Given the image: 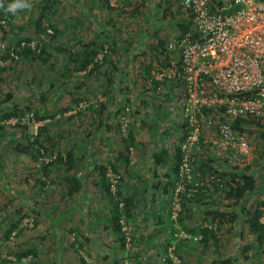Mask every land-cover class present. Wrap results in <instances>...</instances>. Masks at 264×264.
Segmentation results:
<instances>
[{
  "label": "rangeland",
  "instance_id": "obj_1",
  "mask_svg": "<svg viewBox=\"0 0 264 264\" xmlns=\"http://www.w3.org/2000/svg\"><path fill=\"white\" fill-rule=\"evenodd\" d=\"M102 1L103 6L100 5L98 0H28L31 8L19 10L16 14H12L6 9L7 5L13 0H0V3L5 5L4 8H0V14L9 18L7 23H0V32L3 33L1 41L3 44H0V125H3V128H0V233L6 232L5 230L9 227L11 221H20L22 226L29 231H34L36 228L39 214L37 215L36 209L33 208V203L38 196H32L31 200L28 194L29 192L36 194L37 188H34V190L33 188H27V195L22 193L25 191V187H28L29 183L31 184L33 179L36 178V174L44 176V172H46L48 179L51 180L49 188L43 187L44 190H47L46 194L52 192L51 190H58L60 187V179L53 174L58 173L60 168H64L65 163L57 162L50 167L43 168L45 165L37 167L36 153L33 152L32 147L36 145L34 140L40 132L41 126H45L46 130L42 134L40 133L41 135L38 134V140L50 150L48 153L67 156V149L70 146H83V143L79 141L74 143L71 139L75 137L82 139L85 136L86 131L83 121L86 119L84 116L90 110V106L97 109L101 107L100 94L105 91L100 89L99 82L103 70L101 66L104 62L96 61L95 57L93 62H97L100 68L91 73L92 76L89 77L90 71L80 69V63H74L70 52L77 54L76 52L80 49L79 44L85 43L84 38L90 34V24L92 31L96 28L100 32L101 22L108 18V5L114 7L111 5V1L107 0L108 5L104 0ZM217 1L223 2L224 0ZM50 2H55L53 8L46 10V16L42 19L40 26L37 27V18L41 15L43 8L49 5ZM89 10H91L90 14L95 21H89V18H87L86 12H89ZM134 10V8L128 9L123 11L122 14ZM174 10L179 15L176 20L181 22L187 19L185 12L179 5H175ZM51 25L54 31L55 29L58 30L56 37H52V34L47 32L48 27H51ZM117 31L110 28L109 32L104 34L92 32V39L96 41L100 49L103 44L110 45L111 49L106 57L112 56L113 53H119V50L113 49L112 44H126L131 40L136 41V34L134 31L129 30L127 25L120 27L119 32ZM22 39L39 40L44 46L49 44L44 58H39L37 54L21 57L19 60L8 58L6 55L9 54L10 47ZM60 46L62 49L59 48ZM34 55L37 57H34ZM140 62V72L144 74L147 71L145 67L147 61H143L145 65L142 61ZM87 77L92 82L87 81L86 86H83L84 79ZM93 81L98 86L95 104L99 103V105L91 103L92 99L88 96H82L83 92L85 94L84 87H87L90 83L93 85ZM142 81L134 82V85L141 89L146 88L147 85L143 84ZM126 82H123L124 87ZM129 86L131 87H127L133 89L132 84H129ZM75 88L78 89L75 91ZM84 101L88 103L87 108L76 116L74 112L78 109L80 102ZM10 110L24 111L25 113L13 116L9 120L1 119V115ZM35 112L38 113L39 118L47 114L46 119L39 120L35 116ZM27 113H33L34 118L26 123H19L21 117H24ZM131 113L132 109L128 114L129 119ZM237 121L243 122V129L236 127L235 129L242 130L247 135L251 146L250 153L245 155L234 148L223 150L212 141L197 153V160L203 159L206 169L205 174L201 170H196V174L201 179L197 180L204 182L203 190L196 195L200 196L198 199L194 198L195 196L190 198L185 194L183 195L186 205H184L181 198V212L177 220L172 218L174 210V194L172 193L168 213L173 232L171 230L169 242H167L168 240L163 241V238V240H158L161 242L158 243L156 249L148 244L143 245L145 250H153V254L146 258L151 264H168L167 258H173L171 253L180 258V264H264V247H258L259 245L254 241L255 235L247 224L248 215H240L234 222L225 220L220 223L222 212H230L229 214H232L229 215L230 217L239 214L243 208L252 210L258 201L264 199V122L255 118H241L234 121L235 125ZM131 130V126H129L125 133L127 135H123L119 128V134L127 137ZM51 133L54 136L52 141L49 139ZM203 135L212 140L215 138V129H206ZM53 143L56 146H53ZM23 148H28V150H23ZM235 166L238 167L239 171L250 170L257 178L255 191L250 192L239 204H234L233 201L228 199L224 191L217 190V188H215L217 192H213L214 194L210 191L214 188L210 176L212 174L220 176L226 173V176H229L234 171ZM51 171L53 172L52 175L50 174ZM120 173H122L121 170ZM223 179L225 180L224 177ZM38 186L41 187L42 184L40 183ZM110 199L114 206L116 199L112 197ZM192 208L195 209V214H191L193 216L190 218L192 221H189L187 219L188 216H191L190 210L192 211ZM96 212L99 211L96 210ZM101 213V218L107 216L105 209H102L99 215ZM62 214V208L55 211V217H61ZM3 218L10 220L7 221V225L2 222ZM122 219L127 224H124L123 229L119 230L120 237L123 238V235L128 233L131 240L130 243L126 241L125 244H121V249L125 252V255L120 257L119 264H135L136 261L141 264L145 256L142 255L139 258L137 256L140 242L136 239L138 222L134 217L129 218L125 215H122ZM184 221L189 226L198 229L201 226H212L214 232L210 237V243L204 244L200 239V241L184 242L178 238L176 236V233H179L178 230L187 231L182 226ZM62 226L61 229L65 231L61 232L58 229L56 231L58 233H55V235L60 236V238L63 237V239L62 241L61 239L56 240L61 246L64 244L63 246L67 247L68 240L66 237H74L75 235H69L65 225ZM26 240L25 236L20 237L17 229L16 232L10 233L7 239L1 238L0 264H19V260L24 264H33L35 259L33 254L26 255L23 259H19L16 255V252H19L20 249L30 246L26 244ZM53 240L47 238L40 242L41 244L45 243L48 247L50 243L53 244ZM72 242H74V239H72ZM150 244L153 243L150 242ZM141 245L140 242V247ZM71 250L72 252L76 251L75 256L71 259L73 264L81 262L80 258L84 259L83 264H107V257H104L105 251L96 256H87L83 248L74 250L72 247ZM158 250H161V252H158ZM62 252L64 255L61 253L62 258L60 259L66 263V255L68 254Z\"/></svg>",
  "mask_w": 264,
  "mask_h": 264
},
{
  "label": "crops",
  "instance_id": "obj_2",
  "mask_svg": "<svg viewBox=\"0 0 264 264\" xmlns=\"http://www.w3.org/2000/svg\"><path fill=\"white\" fill-rule=\"evenodd\" d=\"M98 1L103 6V1ZM118 1V7H108V18L101 22L100 32L96 28L92 31L90 24V34L84 38V44H79L80 51L86 46L91 52L98 46L94 44L92 32L104 34L108 33L110 28L119 32L120 27L126 25L136 34V41L112 44L113 49L119 50V53H113L103 61L99 86L105 91L106 101L99 109L90 106L83 121L85 136L82 139H71L74 143H83V146H70L67 149L72 156V162L64 165L65 167L60 168L56 174L50 172L60 179L59 189L46 194L47 190H44L43 186L39 187L40 182L33 179L22 192L27 195V188H37L36 194H28L31 200L32 196H38L33 203V208L36 209L37 215L39 214L34 231L24 228L20 221H11L6 232L0 233V239H7L10 233L16 232L17 229L21 238L25 236V242L30 246L20 249L16 255L23 259L26 255L33 254V264H73L71 259L76 251L72 252V247L74 250L83 248L87 256H96L105 251L107 264H119V259L125 252L121 249L122 239L116 227L111 197L105 190L104 168L108 164H113L121 170L124 176L122 191L132 198V217L138 222L136 239L142 243L141 247L140 242L138 244L137 256H145L142 263L151 264L146 258L153 254V250L147 251L143 245L148 244L156 249L161 242L158 240H170L171 230L173 232L168 211L174 191L176 161L186 130L182 112L184 92L182 85L177 81H155L152 78V70L179 58L178 53L170 50L167 44L180 35L179 20H176L179 15L174 8L175 5H181L179 0ZM133 8V12L122 14L123 11ZM90 11L86 12V16L89 21H95ZM0 36V44H3V33L0 32ZM59 48L62 49L61 46ZM145 60L147 66L143 62ZM140 61L147 69L146 74L140 72ZM92 65H89L88 71ZM95 71H90L89 77ZM89 77L84 79L83 86H86L87 81L92 82ZM124 81H127L125 87ZM138 81L146 84V88L141 89L134 85V82ZM93 83L84 87L85 94L83 92L82 96H88L92 99L91 103L95 104L98 86L94 81ZM129 84L133 85V89L128 88L131 87ZM77 89L75 88V91ZM127 105L132 109V130L129 136L123 137L119 134V113ZM53 137L52 133L49 134L51 141ZM52 145L56 146L54 143ZM210 191L217 192L215 188ZM59 208H62L63 214L61 217H55V211ZM102 209L107 213L105 218H101L104 212L99 215ZM194 211L192 208L190 215H194ZM192 215L188 216L187 220L192 221ZM2 220L4 224L10 221L4 218ZM62 225H65L69 235H75L66 237L67 247L63 246L64 244L61 246L56 240L63 239L55 235L58 229L65 231L61 229ZM182 226L186 230L199 233L197 227L189 226L186 221L182 222ZM47 238L54 239L53 244L50 243L48 247L40 242ZM62 251L68 254L66 263L60 259ZM80 259L78 264L84 263V259ZM19 264L24 263L19 260Z\"/></svg>",
  "mask_w": 264,
  "mask_h": 264
},
{
  "label": "built area",
  "instance_id": "obj_3",
  "mask_svg": "<svg viewBox=\"0 0 264 264\" xmlns=\"http://www.w3.org/2000/svg\"><path fill=\"white\" fill-rule=\"evenodd\" d=\"M110 1L112 5L117 2ZM179 2L187 19L192 22V28L167 44L170 50L178 53L179 58L152 70L155 81H177L184 92L182 112L187 135L181 143L179 180L173 197L174 220H177L181 212L182 196L185 194L191 198L204 185V182L195 178L197 153L212 141L223 150L234 148L248 155L251 146L247 135L235 129L234 121L239 118H255L264 122V0ZM7 22L8 17L0 14V23ZM47 32L52 34L54 30L48 27ZM40 44L35 39L19 40L10 47V58L19 60L28 47L38 53L41 50ZM110 49L109 44H103L96 61L102 62ZM100 99L103 100V97ZM78 106L75 115L85 110L88 103L80 102ZM130 111L131 107L126 106L119 114L124 133L130 126ZM33 118V113H27L19 123H26ZM211 128L215 129V138L212 140L203 135L206 129ZM57 158V154L47 155L42 150L37 166L50 164ZM107 176L111 190L116 193L121 174L108 168ZM212 179H216V176ZM121 224L123 229L127 223L121 219ZM178 231L176 236L181 240L195 241L201 238L185 230ZM123 237L130 243L131 236L128 233ZM171 256L174 264H180L178 256L172 253Z\"/></svg>",
  "mask_w": 264,
  "mask_h": 264
},
{
  "label": "trees",
  "instance_id": "obj_4",
  "mask_svg": "<svg viewBox=\"0 0 264 264\" xmlns=\"http://www.w3.org/2000/svg\"><path fill=\"white\" fill-rule=\"evenodd\" d=\"M104 1L108 5V1L107 0H104ZM109 2H110V0H109ZM118 2L119 1L117 0L116 4L113 5L114 7H111L110 5H108V7L116 8L120 5V4H118ZM54 3L55 2H50L49 5H47L43 8L41 15L36 20V26L37 27L40 26V24L42 23V19L46 16V10L52 9L53 8L52 6L54 5ZM8 20H9V18H8ZM178 23H179L178 26L180 27V29H179L180 35L190 31L192 28V22L189 19H186V20L178 22ZM51 28L54 30L52 25H51ZM57 32H58V30L55 29V31L52 33L51 36L56 37ZM25 40H30V39H25ZM94 44H97L96 41L94 42ZM48 45L49 44H45V46H44V44H40L41 50L38 53H36L32 48L28 47L27 49H25L22 52V57H27V56L29 57L32 54H37V56L39 58H44V56L46 55V49H47ZM99 50H100V48H98V46H95V48H93L91 50V52H89V49L85 46V49L84 50L82 49L81 51L80 50L77 51L76 52L77 54L70 52V56L72 57L74 62L80 63V66H79L80 69H83V70L87 69L89 67V65L93 64L90 68V71H95L100 66L97 62H95V63L93 62L94 58L96 57ZM6 56L9 58L10 54L7 53ZM37 56L34 55V57H37ZM8 95L10 96V94H8ZM100 95H101V97H103V100L100 102L101 103L100 105L102 106L103 103L106 101L105 100V94L103 93ZM97 104L99 105V103H97ZM97 104H95V105H97ZM80 112H82V110H80L79 113ZM24 113H25L24 111L18 112L17 110H10V111L4 112L1 115V119L9 120L13 116H19V115H22ZM35 116L39 120H45L47 117V114L44 116H41V118H39L38 113L35 112ZM76 116H78V115H76ZM239 119H241V118H239ZM25 126H27V125L25 124ZM234 127L239 128V129H243L244 128L243 122L237 121L236 125L234 123ZM0 128H3V125H0ZM119 128H120L121 132L123 133V135H127L121 129L120 120H119ZM45 130H46L45 126H41V128L39 129L40 132H38V134L41 135L42 132ZM185 131L186 132L183 135L184 139H185V136L187 135V130H185ZM38 134L34 140V144H36L37 147H36V145H34V147H32L33 152L36 153V162H38V160H39L38 156L42 152V150L45 151L47 155H50L48 153V151H50V150H48L47 147L44 146V144L38 140V138H39ZM31 145H33V144H31ZM23 150L27 151L28 148H25V149L23 148ZM68 154L69 153H67V156L58 154V158L54 162L47 164L45 166L42 165L43 168L50 167L53 163H57V162H62V163H65L67 165L70 164V162H72V156L70 154L68 156ZM178 154H179V156H178V159L176 161L177 164L175 166L176 178H175V183H174V191L176 188L177 181L179 180V166H180V162H181V158H182L181 149H180ZM42 166H37V167H42ZM108 168H112L114 172L119 173L122 176L121 182L119 184V187H118L116 193H114L111 190L110 179L107 176ZM197 169L201 170L203 172V174H205L206 169H205V163H204L203 159H201L200 161L196 160V162H195V178L201 180L200 177L196 174ZM44 170H46V169H44ZM44 174H45L44 176L36 174L37 176L35 179L38 182L42 183V186L44 188H47V187L49 188L50 187L49 184H50L51 180L48 179L46 172H44ZM226 174H221L220 176L218 174H216V175L212 174L210 176V181H211V184L214 186V188H217V190H220V191H224L226 197L228 199H230L231 201H233L234 204H239L240 202H242V200H244L250 192L255 191V189L257 188V178L255 177V175H253L251 173L250 170H245V171L240 170L239 171L238 167L235 166L234 171L232 173H230L229 176L228 175L226 176ZM213 176H216V179H212ZM223 177L225 178V180L223 179ZM104 179H105V190H106V192L109 194V196L116 199V203L113 206V208H114L113 213L115 215L114 217H115L116 227L118 230H121L122 215H125L129 218L132 217V208H131L132 198L126 196L124 194V192L122 191V185H123L124 177H123L122 173H120V170L117 169L113 164L112 165L108 164L105 166V168H104ZM202 190H203V186L199 188V191H197L194 198L198 199V197H200V196H196V195L199 194ZM174 191H173V194H174ZM184 199L185 198H183V196H182V200L184 201L183 203H184V205H186V200H184ZM229 213L230 212H222L220 214V223L224 222L225 220L230 221V222H234L235 219L238 218V216L243 215V214L248 215L247 216V218H248L247 224L249 225V228L252 231V233L255 235L254 241L257 243V245H259L258 247H260V248L264 247V220H263V217H264V199L258 201L252 210L251 209L247 210L246 208H243V209H241L239 214H234L233 216H230V217H229V215H232V214H229ZM187 232H189L191 234L193 233L190 230H187ZM213 232L214 231L212 229V226H201V227H199V233L198 234L195 233L193 235L201 236L200 240L203 241L204 244H209L210 243V237L213 235L212 234ZM121 239H122V244H125L126 238L123 237ZM183 241L187 242V241H194V240L186 239ZM250 247H252V246H250ZM167 260H168V264H174L172 258L168 257Z\"/></svg>",
  "mask_w": 264,
  "mask_h": 264
},
{
  "label": "clouds",
  "instance_id": "obj_5",
  "mask_svg": "<svg viewBox=\"0 0 264 264\" xmlns=\"http://www.w3.org/2000/svg\"><path fill=\"white\" fill-rule=\"evenodd\" d=\"M4 7L5 5L3 3H0V8H4ZM29 8H31V4L28 2V0H13V2L7 5L6 10L8 12H11L12 14H16L19 10H24Z\"/></svg>",
  "mask_w": 264,
  "mask_h": 264
}]
</instances>
